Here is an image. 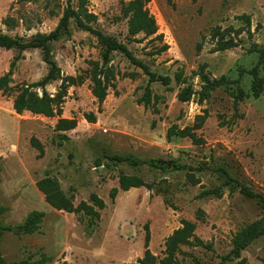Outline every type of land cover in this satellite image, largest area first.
<instances>
[{"label":"rangeland","instance_id":"374dc122","mask_svg":"<svg viewBox=\"0 0 264 264\" xmlns=\"http://www.w3.org/2000/svg\"><path fill=\"white\" fill-rule=\"evenodd\" d=\"M81 1L73 0V8ZM129 1L86 0L84 5L97 16L95 28L126 44L152 73L171 79L170 86L151 84L159 97L151 108L139 103L149 76L114 52L116 79L99 112L90 77L92 63L102 62L104 47L74 21L71 33L51 45L60 73L47 86L49 94L56 96L64 81L77 80L66 84L61 116L18 115L13 109L22 89L49 72L40 49L23 53L10 93L0 91V207L6 209L0 217L6 228L0 253L9 264H136L146 251L147 230L150 251L162 257L167 238L184 220L197 225L195 235L209 247H182L186 255L178 256L180 264H222L233 236L264 214L259 199L241 192L247 187L264 197V89L255 97L248 74L264 52V0H150L148 7L164 40L142 43L128 34L122 6ZM67 6L68 0H0V34L25 42L49 34ZM164 44L169 50L159 53ZM17 56V50L0 47V78ZM180 71L182 83H177ZM239 71L246 74L240 76ZM202 73L223 85L200 102L207 92ZM260 78L264 86V64ZM185 89L191 91L189 102L179 100ZM241 90L247 96L237 103ZM89 113L97 116L96 123L85 119ZM204 114L208 117L203 128L195 131L198 144L168 137L173 126L192 127ZM60 119H74L76 128L57 131ZM33 137L44 146L42 158L31 145ZM109 156H131L144 164L114 166ZM151 161L167 170L152 167ZM120 175L140 177L153 190L119 191L112 200ZM47 176L74 197L75 206L91 205V195H98L106 204L101 218L86 216L82 223L76 214L52 208L37 186ZM213 190L222 196L200 197ZM33 212L45 216L39 230L29 234L24 226ZM242 259L245 264H264V237L248 247Z\"/></svg>","mask_w":264,"mask_h":264},{"label":"trees","instance_id":"16d2710c","mask_svg":"<svg viewBox=\"0 0 264 264\" xmlns=\"http://www.w3.org/2000/svg\"><path fill=\"white\" fill-rule=\"evenodd\" d=\"M73 0H68V6L64 12V15L57 26V28L49 34L38 35L31 41L25 42L21 38H12L8 35L0 34V47L7 50H17L18 56L15 61L11 64L9 72L0 78V91L3 94H9L11 87L9 86L14 71L17 66V62L22 58L23 53L28 49H40L42 50L44 57V62L49 65V72L47 76L36 83L26 86L22 89L19 95L14 99L13 109L16 114L23 115L25 112H30L33 115H40L47 118H55L61 116L63 113V103L66 97V84L71 82L72 85L77 83L76 79L70 78L64 81L62 84V90L56 95L52 96L47 90V86L58 79L60 68L52 58L51 45L54 42L59 41L63 37L69 35L70 25L72 21L75 22L76 27L82 31L89 32L91 35L95 36L97 40L104 47V53L102 62H93V68L91 70L90 80L92 82V94L97 99L99 105V112L102 110V106L106 101L109 90L113 86V82L116 79V73L113 68L112 63V53L119 52L123 54L134 66L144 69L146 74L149 76V82L145 88L143 96L139 99V103L143 104L145 108H151L154 101L159 100L158 96L153 95V90L151 84L154 82H161L165 86L171 85V79L169 77L157 76L152 73L147 65L142 61L138 60L128 46L124 43L119 42L117 39L105 35L101 30L93 26L97 21V16L90 13L85 8L86 0H82L79 7L73 8ZM197 2L198 0H192ZM150 0H131L129 2H124L122 6V14L125 19L128 20V34L129 37L137 43H142L148 38H152V41H163L164 35L159 34V26L154 15H152L149 9ZM143 34L142 39H137V36ZM169 45L164 44L160 49L159 53H163L169 50ZM264 64V52L260 54V59L258 64L249 71V75L252 78V92L255 97H259L264 89L263 80L260 78V66ZM240 76L246 74L244 71H239ZM182 71L176 75L177 83H182ZM202 80L206 84L205 96L201 97L200 102L208 99L211 94L223 85L221 80L211 81L210 78L202 73L200 74ZM34 90H41V95ZM247 95L241 90L240 94L237 95V103L244 100ZM191 91L185 89L180 95L179 100L181 102H189L191 100ZM208 115L197 116L198 122L192 127H186L180 129L178 126H173L168 131V137H177L181 139L190 138L193 142L198 144L200 139L197 138L195 131L203 128ZM85 119L89 123H96L97 116L94 113H89L85 116ZM76 128V121L74 119H60L56 125V130L59 132H67ZM31 145L33 148L39 151V157L42 158L45 152L44 146L35 137L31 139ZM107 159L112 162V165L118 166L121 164H126L130 167L137 168L141 166L140 160L134 157L128 156H109ZM97 167L102 166L101 160L97 161ZM151 166L161 170L166 171L167 167H162L157 164V161H151ZM1 172V168H0ZM227 178L230 176L227 175ZM231 181V179H230ZM119 188H113L111 190L110 196L112 200H115L119 194V191L127 192L133 188L145 187L149 191L153 190V185L146 183L142 178L137 176L120 175L119 177ZM38 189L45 195L46 202L54 209L58 211H63L66 213L76 214L79 220L83 223V217H89V219L98 220L101 218L100 211L105 209L106 204L103 199L98 195L92 194L90 201L92 204L86 202H81L78 206L74 204V197L68 196L63 192L59 183L47 176L46 178L40 180L37 183ZM235 187H232L231 192H235ZM241 192L248 197L257 198L262 203L264 209V197L258 194H254L249 188L244 187ZM216 195L218 197L222 196V193L218 190L204 191L200 194V197ZM6 209L0 207V217L4 214ZM45 214L43 212H33L31 213L25 223V231L29 234H33L39 230V226L44 219ZM6 228L2 225L0 220V236ZM197 230V225L190 221H182V227L175 230L171 236H169L165 242V250L162 257L154 255L150 249V232L147 230L146 236V251L143 258L138 259L136 264H180L178 258L179 255L185 256L186 253L183 251L182 247L197 248V247H209L201 239H199L195 232ZM93 233V230L89 231ZM264 237V214L258 221L252 223L251 225L238 231L232 238V249L229 254L225 255L222 259V264L228 262L239 261L237 264H245L246 261L242 259L243 252L254 244L257 240ZM264 262V261H263ZM0 264H9L1 256L0 253ZM63 264H68L67 262Z\"/></svg>","mask_w":264,"mask_h":264},{"label":"water","instance_id":"95a60500","mask_svg":"<svg viewBox=\"0 0 264 264\" xmlns=\"http://www.w3.org/2000/svg\"><path fill=\"white\" fill-rule=\"evenodd\" d=\"M171 163L168 164V167H170ZM162 166H164V164H162ZM16 231V230H15Z\"/></svg>","mask_w":264,"mask_h":264}]
</instances>
